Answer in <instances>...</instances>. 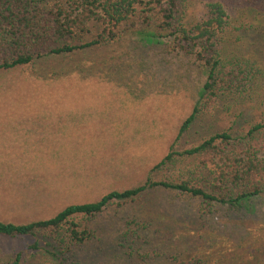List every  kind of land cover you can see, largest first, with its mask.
Returning <instances> with one entry per match:
<instances>
[{"label":"rangeland","instance_id":"obj_1","mask_svg":"<svg viewBox=\"0 0 264 264\" xmlns=\"http://www.w3.org/2000/svg\"><path fill=\"white\" fill-rule=\"evenodd\" d=\"M216 2L231 15L233 30L223 42L227 57L256 60L264 68V0H256L252 13L241 12L252 0H186L184 23H196ZM139 33L124 30L108 46L0 71V221L46 220L68 205L164 178L167 173L153 167L171 146L183 150L229 128L241 134L248 123L264 120L263 89L234 108L201 117L177 138L205 75L192 58L168 53V39L150 41ZM199 207L174 191L148 189L134 202L105 208L88 225L96 238L74 247L67 260L264 264L263 196L239 211L218 205L201 216ZM131 221L146 223V230L129 227ZM29 244L0 237V264L20 251L23 264H43L45 254L30 253Z\"/></svg>","mask_w":264,"mask_h":264},{"label":"trees","instance_id":"obj_2","mask_svg":"<svg viewBox=\"0 0 264 264\" xmlns=\"http://www.w3.org/2000/svg\"><path fill=\"white\" fill-rule=\"evenodd\" d=\"M255 4L256 0L247 2L241 12L252 13ZM185 12L186 0H0V71L43 57L108 46L124 30L140 32L150 41L168 39L164 46L168 53L192 58L205 75L199 99L178 130L179 138L201 117L234 108L264 89V68L258 61L225 54L224 37L233 28L221 3L206 5L193 24L184 23ZM153 170L167 175L148 177L141 185L109 192L94 202L68 205L46 220L0 221V237L31 241L28 251L43 252V264H72L67 260L72 249L96 238L88 227L93 219L113 204L134 202L148 189L197 200L201 216L212 214L218 205L242 210L253 197H264V120L248 123L241 134L229 128L183 150L171 146ZM128 226L147 228L146 223L132 221ZM24 262L20 251L5 264Z\"/></svg>","mask_w":264,"mask_h":264}]
</instances>
